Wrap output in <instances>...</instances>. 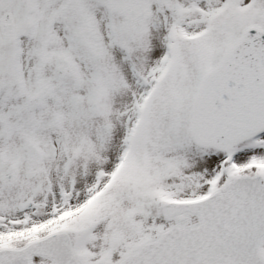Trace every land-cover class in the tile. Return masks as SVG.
<instances>
[{
  "label": "snow or ice",
  "instance_id": "obj_1",
  "mask_svg": "<svg viewBox=\"0 0 264 264\" xmlns=\"http://www.w3.org/2000/svg\"><path fill=\"white\" fill-rule=\"evenodd\" d=\"M0 264H264V0H0Z\"/></svg>",
  "mask_w": 264,
  "mask_h": 264
}]
</instances>
